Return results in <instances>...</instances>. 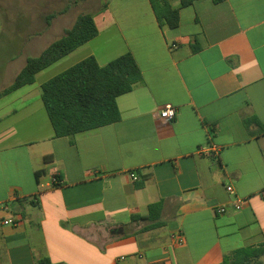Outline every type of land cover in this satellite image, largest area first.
Instances as JSON below:
<instances>
[{"label":"crops","instance_id":"1","mask_svg":"<svg viewBox=\"0 0 264 264\" xmlns=\"http://www.w3.org/2000/svg\"><path fill=\"white\" fill-rule=\"evenodd\" d=\"M115 1L92 9L94 39L0 97V264H221L264 244V0H168L176 29L151 0ZM69 10L23 42L32 56L0 53V93L65 34ZM5 27L0 10V37ZM127 53L142 79L117 99L120 120L57 137L43 84ZM161 202L160 226L133 221Z\"/></svg>","mask_w":264,"mask_h":264},{"label":"trees","instance_id":"2","mask_svg":"<svg viewBox=\"0 0 264 264\" xmlns=\"http://www.w3.org/2000/svg\"><path fill=\"white\" fill-rule=\"evenodd\" d=\"M195 1L182 0L181 5L187 7ZM223 1L214 0L216 3ZM151 4L161 26L170 29L179 27V10L173 9L168 0H151ZM51 19L53 15L48 17L47 25H50ZM98 33L91 14L79 15L62 37L51 43L37 57L28 59L15 81L0 93V97L34 83L39 72L94 39ZM141 79V72L133 55L127 53L103 67L95 57H88L44 83L42 99L56 136L70 137L118 122L121 114L117 99L131 92ZM162 211V202L153 204L149 207L147 217L133 216L132 219L156 222L145 228L149 230L161 225L157 221ZM263 257L264 244L256 248L237 250L226 256L221 264H259ZM39 264H50V261L41 260Z\"/></svg>","mask_w":264,"mask_h":264},{"label":"rangeland","instance_id":"3","mask_svg":"<svg viewBox=\"0 0 264 264\" xmlns=\"http://www.w3.org/2000/svg\"><path fill=\"white\" fill-rule=\"evenodd\" d=\"M55 6L52 8H44V5L37 0H0V10L5 17L6 27L5 31L0 37V53L12 55L18 51H24L28 56H32L38 51L37 48L33 50L31 47H26L23 43L29 40L36 32L46 29L44 26V17L57 13L63 8H70L68 21L65 26L70 28L75 23L77 17L81 14L94 12V8L100 5L103 0H51ZM117 0L115 2H118ZM9 20V21H8ZM61 32L53 31L49 34L42 45L48 44L59 37ZM42 46V47H43ZM3 56H0V61ZM259 264H264V257L259 261Z\"/></svg>","mask_w":264,"mask_h":264},{"label":"built area","instance_id":"4","mask_svg":"<svg viewBox=\"0 0 264 264\" xmlns=\"http://www.w3.org/2000/svg\"><path fill=\"white\" fill-rule=\"evenodd\" d=\"M172 47H173V48H176L177 46L174 44ZM176 113H177V111H176L175 108H167V109H164L163 111H161V113H160V117H161L162 119H169V120H170V119L175 118ZM199 151H200V153H208V152H209L208 150H206V149H204V148L201 149V150H199ZM131 177H132L133 180H135V181L138 180V176H137L135 173H132V174H131ZM54 181H55V184H58V183H59L57 180H54ZM227 190H228L229 192H232V191H233L232 187H229ZM241 207H242V200H238L237 203H236L235 208H236L237 210H240ZM220 212H221V213H225V212H226V209H221ZM5 224H6V225L13 224V221H12L11 219H10V220H7V221H5ZM178 240H179V242H183V238H182L181 236H178ZM123 261H124V258H121L120 263L122 264Z\"/></svg>","mask_w":264,"mask_h":264}]
</instances>
